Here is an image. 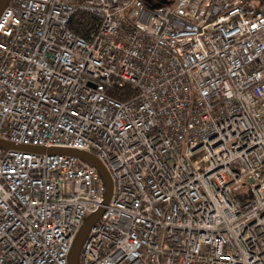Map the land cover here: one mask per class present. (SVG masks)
<instances>
[{
	"label": "built area",
	"instance_id": "2783aa9c",
	"mask_svg": "<svg viewBox=\"0 0 264 264\" xmlns=\"http://www.w3.org/2000/svg\"><path fill=\"white\" fill-rule=\"evenodd\" d=\"M0 140V264H264V0H8Z\"/></svg>",
	"mask_w": 264,
	"mask_h": 264
},
{
	"label": "water",
	"instance_id": "95a60500",
	"mask_svg": "<svg viewBox=\"0 0 264 264\" xmlns=\"http://www.w3.org/2000/svg\"><path fill=\"white\" fill-rule=\"evenodd\" d=\"M8 0H0V12L2 10V8L6 5ZM0 145L4 146V147H20V148H26V149H38V150H43L44 148H40V147H34V146H22V145H15L11 142H6L3 140H0ZM47 151H52V152H63V153H67V154H72V155H76L78 157H80L81 159L86 160L87 162L91 163L92 165H94L99 173L101 174V176L104 179L105 182V202H107L109 196H110V192H111V180L109 178L108 173L106 172L105 168L103 167V165L100 163V161L94 157L93 155H90L88 153H85L83 151L77 150V149H71V148H48ZM102 212V208H100L98 211L90 214L89 216H87L83 222V224L81 225L75 239L74 242L72 244V247L70 249L69 252V264H78V252L81 246V243L89 229L90 224L95 221L99 215Z\"/></svg>",
	"mask_w": 264,
	"mask_h": 264
},
{
	"label": "trees",
	"instance_id": "16d2710c",
	"mask_svg": "<svg viewBox=\"0 0 264 264\" xmlns=\"http://www.w3.org/2000/svg\"><path fill=\"white\" fill-rule=\"evenodd\" d=\"M92 21L89 15L85 13H76L70 21V26L76 33L84 35Z\"/></svg>",
	"mask_w": 264,
	"mask_h": 264
}]
</instances>
